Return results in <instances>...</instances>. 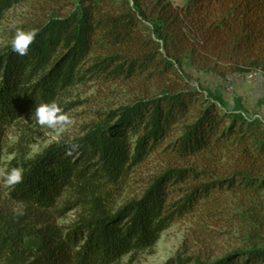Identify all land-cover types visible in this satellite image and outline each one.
<instances>
[{"label": "trees", "instance_id": "obj_1", "mask_svg": "<svg viewBox=\"0 0 264 264\" xmlns=\"http://www.w3.org/2000/svg\"><path fill=\"white\" fill-rule=\"evenodd\" d=\"M20 4L33 7L34 20L22 40L0 50V155L17 117L77 84H118L141 96L74 145H53L21 164L8 195L26 211L16 220L0 213V264H117L193 217L237 232L235 248L195 264H264V213L249 204L264 190V119L193 76H264V0H0V20ZM151 156L174 166L138 200L110 210L132 169ZM206 156L223 159L220 174L201 167ZM66 192L74 202L64 210L78 205L88 216L64 233L51 215Z\"/></svg>", "mask_w": 264, "mask_h": 264}, {"label": "rangeland", "instance_id": "obj_2", "mask_svg": "<svg viewBox=\"0 0 264 264\" xmlns=\"http://www.w3.org/2000/svg\"><path fill=\"white\" fill-rule=\"evenodd\" d=\"M170 1L184 5L188 0ZM33 18L34 9L27 4L16 5L7 10L0 20V50L22 40L27 33L25 27L30 25ZM193 76L201 86L219 94L226 104L232 106L233 103H238L249 116L256 115L264 119V82L261 73L239 76L193 73ZM139 95L141 96L139 90L127 86L89 81L67 89L52 105L36 107L32 112L17 117L7 128L0 155V213L16 220L26 211L22 204L11 201L8 195L21 177L22 163L31 161L53 145H74L107 113L117 110ZM169 166H174L171 160L151 156L143 164L133 168L120 185L118 194L107 190L108 193L115 194L108 202V208L114 211L126 203L138 200L154 176ZM201 167L220 174L223 159L206 156ZM69 194L70 192H66L58 199L55 208L57 213L51 215V223L64 233L78 222L81 215L88 216V208L78 205L64 210L66 203L74 202ZM228 202L237 206L238 200L228 198ZM249 204L264 213V190L256 200H249ZM198 222L200 220L193 217L172 223L161 232L151 251L128 254L117 264L211 263L236 247L237 232L234 229H224L223 221L215 225ZM199 226L217 235L208 237V234L197 231Z\"/></svg>", "mask_w": 264, "mask_h": 264}, {"label": "built area", "instance_id": "obj_3", "mask_svg": "<svg viewBox=\"0 0 264 264\" xmlns=\"http://www.w3.org/2000/svg\"><path fill=\"white\" fill-rule=\"evenodd\" d=\"M248 75H251V74H248ZM262 80H263V82H264V76H263Z\"/></svg>", "mask_w": 264, "mask_h": 264}, {"label": "water", "instance_id": "obj_4", "mask_svg": "<svg viewBox=\"0 0 264 264\" xmlns=\"http://www.w3.org/2000/svg\"><path fill=\"white\" fill-rule=\"evenodd\" d=\"M58 145H60V144H57L56 146H58Z\"/></svg>", "mask_w": 264, "mask_h": 264}]
</instances>
